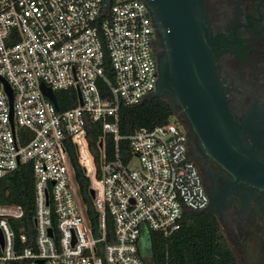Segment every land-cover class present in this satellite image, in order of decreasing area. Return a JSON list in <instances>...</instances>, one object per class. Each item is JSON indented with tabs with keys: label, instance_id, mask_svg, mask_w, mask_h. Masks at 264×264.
Masks as SVG:
<instances>
[{
	"label": "built area",
	"instance_id": "built-area-1",
	"mask_svg": "<svg viewBox=\"0 0 264 264\" xmlns=\"http://www.w3.org/2000/svg\"><path fill=\"white\" fill-rule=\"evenodd\" d=\"M155 34L144 0L108 7L105 0H0V178L30 162L35 185L33 245L13 228L23 207L0 204V264H146L145 230L168 235L187 211L207 207L180 122L138 128L127 137V162L121 157L120 106L143 101L157 86ZM42 83L54 93L75 92L77 105L57 108ZM89 122L115 135V158L102 156L100 168ZM67 141L90 179L102 237L94 234ZM109 214L114 234L106 242Z\"/></svg>",
	"mask_w": 264,
	"mask_h": 264
},
{
	"label": "flooded vegetation",
	"instance_id": "flooded-vegetation-1",
	"mask_svg": "<svg viewBox=\"0 0 264 264\" xmlns=\"http://www.w3.org/2000/svg\"><path fill=\"white\" fill-rule=\"evenodd\" d=\"M204 39L226 101L237 123L242 156L264 161V0H203ZM156 57L161 50L155 34ZM189 155L209 196L207 205L238 264H264V188L236 176L198 143L185 113ZM240 146V147H239Z\"/></svg>",
	"mask_w": 264,
	"mask_h": 264
},
{
	"label": "water",
	"instance_id": "water-1",
	"mask_svg": "<svg viewBox=\"0 0 264 264\" xmlns=\"http://www.w3.org/2000/svg\"><path fill=\"white\" fill-rule=\"evenodd\" d=\"M144 1L161 47L157 54V86L148 98L168 96L175 107L185 113L200 146L236 176L264 188V161L252 156L248 147L245 148L250 151L249 157L242 156L236 149L239 144L237 123L230 112L212 53L203 36L207 32L204 1ZM110 3L111 0H105L106 7ZM6 87L12 108V93L7 83ZM41 88L59 108L53 90L44 83ZM99 146L103 147L102 141ZM90 193L94 195L93 190ZM198 211H210V208Z\"/></svg>",
	"mask_w": 264,
	"mask_h": 264
},
{
	"label": "trees",
	"instance_id": "trees-1",
	"mask_svg": "<svg viewBox=\"0 0 264 264\" xmlns=\"http://www.w3.org/2000/svg\"><path fill=\"white\" fill-rule=\"evenodd\" d=\"M112 77L111 71L107 72ZM60 109H68L77 105L75 92L56 91ZM105 94V93H104ZM175 114L172 103L161 97L146 98L133 105H121L119 110L118 130L122 137L118 144L121 157L127 162L130 157L128 136L138 128H153L169 122ZM183 121V116L177 114ZM88 142L97 166L100 168L102 156L105 161L115 158L116 140L111 132H105L99 122L87 125ZM103 142L100 148L99 143ZM66 149L70 154L81 196L87 206V213L92 220L96 237H102L100 215L93 206L90 193V179L78 160L75 146L67 141ZM0 204H16L23 207L24 214L13 225L17 237L26 232L29 236L24 244L33 245L35 185L30 162L20 164L15 170L0 178ZM106 242L113 238L114 222L110 214L107 216ZM148 251L143 252L141 238V254L146 264H238L237 258L225 239L219 223L213 213L207 211H187L181 225L168 235L153 230H145ZM23 245V246H24Z\"/></svg>",
	"mask_w": 264,
	"mask_h": 264
},
{
	"label": "rangeland",
	"instance_id": "rangeland-1",
	"mask_svg": "<svg viewBox=\"0 0 264 264\" xmlns=\"http://www.w3.org/2000/svg\"><path fill=\"white\" fill-rule=\"evenodd\" d=\"M171 119H172V121L180 122V120L178 119V116H177L176 113L172 116ZM180 125H182V127H184L181 122H180ZM137 163H138L137 159H133L131 165L135 166V165H137ZM142 244H143V252L147 253V251H148V241H147V236L146 235H143V237H142Z\"/></svg>",
	"mask_w": 264,
	"mask_h": 264
}]
</instances>
